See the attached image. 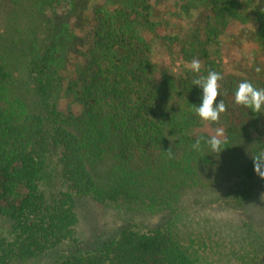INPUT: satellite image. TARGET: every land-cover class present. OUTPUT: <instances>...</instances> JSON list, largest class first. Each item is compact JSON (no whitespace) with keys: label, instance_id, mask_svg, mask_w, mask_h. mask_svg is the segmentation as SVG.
<instances>
[{"label":"trees","instance_id":"16d2710c","mask_svg":"<svg viewBox=\"0 0 264 264\" xmlns=\"http://www.w3.org/2000/svg\"><path fill=\"white\" fill-rule=\"evenodd\" d=\"M190 1L197 12L172 36L170 67L152 60L156 0H0V264H264V179L253 170L264 115L234 103L241 81L264 88V67L258 78L235 74L215 49L233 23L250 22L264 54V0ZM85 46L66 88L77 108L65 112L59 70ZM193 59L199 73L186 68ZM209 71L222 76L226 106L215 124L193 110L192 82ZM218 128L224 149L207 154ZM146 198L165 211L158 224L97 231L90 202ZM187 206L200 218L188 227L178 224ZM211 210L229 215L209 223ZM247 213L259 222L233 219ZM81 223L84 251L61 250Z\"/></svg>","mask_w":264,"mask_h":264},{"label":"rangeland","instance_id":"374dc122","mask_svg":"<svg viewBox=\"0 0 264 264\" xmlns=\"http://www.w3.org/2000/svg\"><path fill=\"white\" fill-rule=\"evenodd\" d=\"M156 1L158 2L161 11L159 12L158 17V19L161 20V27L158 29L159 35L150 39L153 49L152 60L156 64H165L166 66L177 67L179 66V63L172 52L179 51L180 43H176L177 40L172 39V36H176L179 31H183L185 28H188V21L193 19V16L197 11H190L189 8H186V3L193 4L190 0ZM247 1L249 2V0ZM90 2L101 5L104 3L103 0H90ZM187 9L189 11H187ZM86 21H89V19L84 20V22ZM253 29L254 27L252 24H250V22L246 23L244 27L241 23H233L221 40L220 44L215 48L217 53L222 56L225 69L227 71H231L235 74L243 76L250 75L253 76V78H258L262 75V68L264 67V54L261 53L260 48L253 38ZM75 31L77 33H81L83 30L76 29ZM85 55H87L86 46L82 49H79L78 56L73 54L65 56L62 68L59 70L61 84L56 93L55 102L57 107L62 111H74L77 108L72 102V98L68 97L69 95L66 93V88L68 87L74 75H77V69L80 60L82 61ZM257 67L261 68L259 73L255 71ZM20 80H22V74L17 76V81L19 82ZM146 200L147 201L145 203H139L135 205H127L123 203H117L114 205L90 202L89 205L93 211L94 220L97 222L98 226L97 231H108L110 229L114 232H118L122 227L125 226H129L137 230H147L158 224L161 221L162 215L165 213V211L159 210L155 201L150 202V200L147 198ZM183 201L184 204L187 203L185 199ZM188 209L189 206L184 209L185 214L188 212L187 216H181L180 221H177L179 225L183 223L186 227H188L193 223L200 222V218L192 213L195 211ZM195 213L198 214V212ZM209 214V223L215 220H220L221 217H226L229 215V213L225 214L214 210H211V213ZM204 215L207 214L204 213ZM202 218L205 219L206 217ZM243 218L247 221H255L254 223L259 222V218H254L251 213L235 216L233 219L240 220ZM247 221L241 220L239 223L243 224ZM254 226H256L258 230H260L261 227L264 228V226L259 227L256 224H254ZM88 238L89 235L87 228L81 223L77 227V242L74 243L72 241L71 243H66L62 246L61 250H67V253H69V246L71 245L75 250L77 249L79 251H84L81 249V246L85 241L88 240ZM94 238L95 236H93L91 240ZM26 264H55V262L50 255L49 257L26 262Z\"/></svg>","mask_w":264,"mask_h":264},{"label":"clouds","instance_id":"9594fccd","mask_svg":"<svg viewBox=\"0 0 264 264\" xmlns=\"http://www.w3.org/2000/svg\"><path fill=\"white\" fill-rule=\"evenodd\" d=\"M188 71L199 73L201 64L199 60L193 59L190 64L186 65ZM256 72L261 68L257 67ZM222 79L220 73L209 71L206 76L194 79L192 85L201 89L200 103L193 104V110L196 117L201 121L217 123L222 113L226 111V106L222 99L217 100L220 96L219 81ZM234 103L244 109L251 110L254 114L264 115V88L255 87L250 81H241L234 91ZM223 135L222 129H217L215 135L209 137L205 143L208 147L207 154H217L223 151V141L219 138ZM200 139H197L192 145L194 150H200ZM253 170L264 179V154L253 156Z\"/></svg>","mask_w":264,"mask_h":264}]
</instances>
